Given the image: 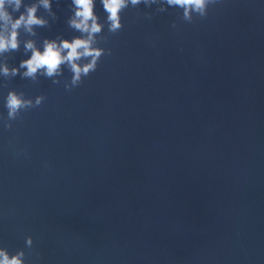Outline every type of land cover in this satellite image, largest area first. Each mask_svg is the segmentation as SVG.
I'll return each instance as SVG.
<instances>
[{
	"label": "water",
	"instance_id": "obj_1",
	"mask_svg": "<svg viewBox=\"0 0 264 264\" xmlns=\"http://www.w3.org/2000/svg\"><path fill=\"white\" fill-rule=\"evenodd\" d=\"M69 3L38 10V43L73 34ZM122 18L71 89L0 77L45 94L0 128V242L32 234L29 264H264V0Z\"/></svg>",
	"mask_w": 264,
	"mask_h": 264
},
{
	"label": "clouds",
	"instance_id": "obj_2",
	"mask_svg": "<svg viewBox=\"0 0 264 264\" xmlns=\"http://www.w3.org/2000/svg\"><path fill=\"white\" fill-rule=\"evenodd\" d=\"M98 0H70V12L67 25L73 34L54 37L45 36L39 43L35 39L36 27L48 23V17L39 14L43 7L51 15L53 0H0V77L19 74L21 77L36 81L43 76L50 78L53 84L63 82L65 89L79 85L83 78L96 70L102 55L111 54L112 49L101 41H107L105 33H115L124 25V9L136 7L141 3L145 7L156 6L162 11L172 7L176 18L171 21L175 27L178 21L191 22L206 17L209 8L217 0H99L104 16L96 11ZM143 16L151 19L152 13ZM22 34H27L22 39ZM23 44V56L18 63L9 64L7 54ZM45 94H26L23 89L9 87L0 94V103L6 112H0V128H12L13 121L22 110L40 105ZM22 150V149H21ZM33 235H24V247L10 249L0 242V264H29L27 251L33 245Z\"/></svg>",
	"mask_w": 264,
	"mask_h": 264
}]
</instances>
